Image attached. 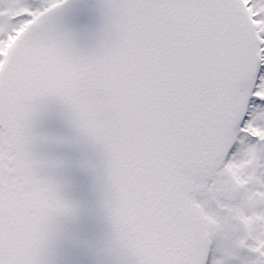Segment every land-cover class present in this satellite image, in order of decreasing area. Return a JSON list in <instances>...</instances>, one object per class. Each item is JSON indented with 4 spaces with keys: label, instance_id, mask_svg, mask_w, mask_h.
<instances>
[{
    "label": "snow or ice",
    "instance_id": "obj_1",
    "mask_svg": "<svg viewBox=\"0 0 264 264\" xmlns=\"http://www.w3.org/2000/svg\"><path fill=\"white\" fill-rule=\"evenodd\" d=\"M0 264H264V0H0Z\"/></svg>",
    "mask_w": 264,
    "mask_h": 264
}]
</instances>
